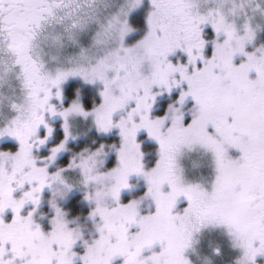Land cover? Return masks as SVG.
Listing matches in <instances>:
<instances>
[{"label":"snow or ice","instance_id":"6c2138e0","mask_svg":"<svg viewBox=\"0 0 264 264\" xmlns=\"http://www.w3.org/2000/svg\"><path fill=\"white\" fill-rule=\"evenodd\" d=\"M262 23L264 0H0V264H264Z\"/></svg>","mask_w":264,"mask_h":264},{"label":"rangeland","instance_id":"374dc122","mask_svg":"<svg viewBox=\"0 0 264 264\" xmlns=\"http://www.w3.org/2000/svg\"><path fill=\"white\" fill-rule=\"evenodd\" d=\"M259 38L261 41H264V23H262L261 30L259 32ZM166 102L165 98H160V103L163 104ZM72 131L75 140L71 142L69 145L70 151L65 153L61 158L62 163H67L71 154L81 150L82 147H87L91 145V141L93 139V131L91 130L90 122L84 121L82 119H77L73 121ZM203 162V157L198 155H189L185 159V164L187 168L193 173H199L200 165ZM69 182L74 185V188L71 192L67 193V195L60 200L58 197V202L68 213L69 219L75 220L76 224L81 227L85 234V238L91 239L95 235V226L93 222L89 219V211L90 207L88 202L84 199V193L81 187L79 186L78 177L76 174H71L69 176ZM143 181H140L137 186L132 189L130 193H124L125 196H134L139 191H141V185ZM59 186H54L52 190H47L44 194V208L40 213H42L45 217L49 214L48 208V200L53 198V191H55ZM62 190V189H61ZM147 206V204L145 205ZM42 208V206H41ZM223 240L222 235L216 230H210L205 233L200 234L197 237V252L203 256L206 254L209 247L213 244L221 243ZM234 256L231 254V249H228L225 257L221 258V264H228L230 260H233Z\"/></svg>","mask_w":264,"mask_h":264},{"label":"trees","instance_id":"16d2710c","mask_svg":"<svg viewBox=\"0 0 264 264\" xmlns=\"http://www.w3.org/2000/svg\"><path fill=\"white\" fill-rule=\"evenodd\" d=\"M43 208H44V200H43V203H42V208L39 211H42Z\"/></svg>","mask_w":264,"mask_h":264},{"label":"flooded vegetation","instance_id":"af4514ba","mask_svg":"<svg viewBox=\"0 0 264 264\" xmlns=\"http://www.w3.org/2000/svg\"><path fill=\"white\" fill-rule=\"evenodd\" d=\"M59 131V130H58Z\"/></svg>","mask_w":264,"mask_h":264}]
</instances>
